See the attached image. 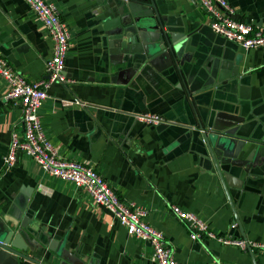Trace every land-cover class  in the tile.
Here are the masks:
<instances>
[{
  "label": "crops",
  "instance_id": "0c3cea01",
  "mask_svg": "<svg viewBox=\"0 0 264 264\" xmlns=\"http://www.w3.org/2000/svg\"><path fill=\"white\" fill-rule=\"evenodd\" d=\"M47 1L69 28L64 58L68 82L51 83L38 109L41 128L57 154L94 167L124 203L143 206L146 220L163 232L178 263L264 264V252L256 249L252 257L206 236L191 239L188 225L170 210L174 204L195 213L218 235L264 242V171L232 172L243 180L241 188L228 186L238 225L204 155L195 116L204 121L208 111H217L242 117L264 135V46L246 50L214 33L199 0H164L171 31L190 39L181 70L192 91L193 111L176 68L157 71L149 66L132 77L122 72L131 63L109 53L93 0ZM226 1L236 18L264 31V0ZM52 49V39L25 0H0V57L31 81L44 77ZM238 54V88L225 81L214 85L219 63ZM6 88L0 76V215L13 217L19 212L17 200L26 197L20 220L27 215V224L42 241L47 242L46 236L56 242L64 238V247L85 264H158L148 241L128 234L73 182L48 175L21 152L5 169L3 156L12 135L23 134L21 109L4 101ZM142 113L158 114L163 122L148 124L137 118ZM26 254L59 264L44 246Z\"/></svg>",
  "mask_w": 264,
  "mask_h": 264
},
{
  "label": "water",
  "instance_id": "95a60500",
  "mask_svg": "<svg viewBox=\"0 0 264 264\" xmlns=\"http://www.w3.org/2000/svg\"><path fill=\"white\" fill-rule=\"evenodd\" d=\"M93 1L101 15L102 30L107 38L109 53L117 56L115 60L121 59L122 62L131 63L130 67L122 72L127 77H132L149 66L157 71L176 68L193 111H196L192 91L183 81L181 70L184 61L188 59L187 46L190 39L188 35H182L184 33L171 31L164 0ZM240 59L238 54L233 61L219 63L213 84L225 81L235 84L238 88ZM239 91H243L242 86ZM195 116L205 147L204 155L210 158L232 207L235 221L240 225L228 186L241 188L243 180L232 173L234 170L246 174H251L254 170L264 171V135H258L256 129H251L243 122L242 117L217 111H208L204 121L198 113H195ZM25 198L17 200L19 212H15L13 217L0 215V264H19L20 260L45 264L26 254L27 250L36 251L41 246L47 247L59 264H85L79 255L64 247V238L56 242L46 236L47 242L42 241L27 224V215L20 220L26 206ZM248 252L253 257L252 252Z\"/></svg>",
  "mask_w": 264,
  "mask_h": 264
},
{
  "label": "built area",
  "instance_id": "2783aa9c",
  "mask_svg": "<svg viewBox=\"0 0 264 264\" xmlns=\"http://www.w3.org/2000/svg\"><path fill=\"white\" fill-rule=\"evenodd\" d=\"M25 1L52 39L53 49L51 57L45 62L44 77L31 81L26 80L0 57V76L7 84L3 99L20 107L23 126L22 136L12 135L8 152L3 156L5 169L15 164L18 153H24L48 175L71 181L86 191L91 196L92 203L107 210L125 227L128 234L148 241L155 262L180 264L174 257L173 249L165 244L163 232L146 220L147 210L143 206L133 202L124 203L94 167L80 160L60 157L43 132L38 115L40 104L48 97L51 83L68 82L64 73V58L69 48V28L60 19L53 3L47 0ZM199 3L214 33L246 50L264 46V31L255 28L252 23L236 18L235 8L226 0H199ZM137 118L153 125L163 122L160 115L153 113H142ZM170 210L188 225L189 236L193 240L206 236L246 252H253L254 249L264 252L262 241L218 235L195 213L174 204ZM230 227H236V223H232Z\"/></svg>",
  "mask_w": 264,
  "mask_h": 264
}]
</instances>
